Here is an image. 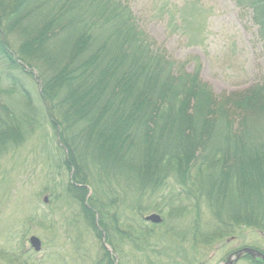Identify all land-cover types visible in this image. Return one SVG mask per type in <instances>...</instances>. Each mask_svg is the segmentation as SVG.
<instances>
[{
	"label": "trees",
	"instance_id": "obj_1",
	"mask_svg": "<svg viewBox=\"0 0 264 264\" xmlns=\"http://www.w3.org/2000/svg\"><path fill=\"white\" fill-rule=\"evenodd\" d=\"M235 2L239 8L249 3L264 45V0ZM165 4L167 9L169 0ZM200 15L198 9H189L182 24L175 18L182 32L195 28L194 45L204 43L198 42L203 31ZM34 41L40 59L54 70L51 74L24 53L23 44ZM0 56L8 82L0 90V153L10 142L25 140L22 131L28 123L23 121L31 118L23 110L32 109L33 119L42 111L43 119L59 129L61 144L76 168L74 179L92 190L89 205L102 222L111 220L104 231L116 254L126 234L132 247L143 246L141 252L158 244V238L150 236L166 229L165 210L158 202H139L151 192L175 198L180 212L191 217L197 251L201 245L210 250L229 245L227 252H232L243 243L264 252L258 238L252 241L264 235L259 225L264 222V83L217 97L201 79V65L172 59L139 27L122 0H0ZM13 56L25 67L38 68L43 98L39 103L45 102L46 109L20 101L16 88L21 84L13 74L22 66ZM190 62L196 65L192 72L187 71ZM71 126L75 135L68 134ZM167 174L173 176L164 179ZM128 195L127 206L134 214L140 207L143 213L144 208L154 209L164 216L162 222L139 220L140 226H133L139 235L125 232L121 227L131 226L129 219L111 213V208L125 203ZM203 224L210 234L201 231ZM8 243L0 264H41L26 242L14 247ZM100 250L103 254L92 264H114L111 254ZM148 257L154 261V255Z\"/></svg>",
	"mask_w": 264,
	"mask_h": 264
},
{
	"label": "rangeland",
	"instance_id": "obj_2",
	"mask_svg": "<svg viewBox=\"0 0 264 264\" xmlns=\"http://www.w3.org/2000/svg\"><path fill=\"white\" fill-rule=\"evenodd\" d=\"M122 1L130 6L143 30L158 45L164 47L172 59L180 62L192 59L201 65V79L211 86L217 97L245 92L264 83V58L256 38V29L251 23L249 12L240 15L242 10L235 0H169L167 9L165 0ZM189 9L201 12V24H198L203 31L198 42L204 40L202 45L193 44L196 38L195 28L183 29L182 32L176 22L175 18H179L182 24V20L188 18ZM168 11L175 13L174 18ZM177 11H180L178 15ZM194 62L188 64V72L194 70ZM4 69L0 64V90L8 87ZM18 73L16 69L13 75H17L21 84L19 88L25 87L29 100H38L35 94L39 88L38 77L32 76L35 82L31 83L26 82L25 77ZM24 94L26 93H23L22 98L27 104ZM20 95L18 92L19 98ZM12 104L19 110L16 102ZM23 112L27 113L26 118H31L27 122L23 121L28 123L24 124L22 131L25 140L10 142L0 153V254L9 237L13 240L7 245L14 247L26 242L24 244L27 249L32 237L39 239L41 250L36 258L41 264H92L103 254L100 250L102 247L111 254L114 264H228L229 260H236V255L242 250L251 249L242 247V243L239 245L240 249H232V252H236L232 258L228 257L232 253L227 252L229 245H221L212 250L209 245H201L197 251L191 240L195 232L190 223L191 217L180 212V205L175 198L166 199L165 195H152L151 192L148 197L139 199V202L142 205L143 200L146 205L158 202L160 210H165L166 229L150 236L158 238V244L149 251L141 252L139 248L143 246L132 247L127 240L129 234H126L125 240L120 241V254H116L104 231L111 220L107 218L106 222H102L99 214L89 205L92 190L74 179L76 168L70 164L69 153L61 144L59 129L48 118L44 120L41 113L37 114L41 119L37 122L32 119L35 118L32 109ZM75 133V127L71 126L68 134ZM93 140L100 144L98 140ZM87 166L91 172L94 167L91 161ZM149 175L150 178L154 176L152 172ZM170 176L173 175L167 174L164 179ZM132 179H137V176ZM125 199V203L110 209L111 213L114 210L129 219L132 227L127 224L121 227L125 232L139 235L140 232L136 229L140 226L139 220L159 225L146 221L151 216H158L163 220L164 216L154 209L144 208L143 213V208L140 207L134 214L128 207L130 196ZM163 201H167L166 206ZM122 204L124 208L121 207ZM230 216L227 212L226 217ZM259 225L264 227V222ZM201 231L210 234V227L203 224ZM99 233L102 234L101 239ZM256 238L264 248V235H255L252 241H256ZM209 242L210 240L206 243ZM152 255L154 261L148 257ZM24 258L27 259L26 256ZM225 258L227 259L224 260ZM259 262L264 264L261 259L245 254L235 264Z\"/></svg>",
	"mask_w": 264,
	"mask_h": 264
},
{
	"label": "bare ground",
	"instance_id": "obj_3",
	"mask_svg": "<svg viewBox=\"0 0 264 264\" xmlns=\"http://www.w3.org/2000/svg\"><path fill=\"white\" fill-rule=\"evenodd\" d=\"M245 4H246V6L245 7H240V9L242 10V12L240 11V15L244 12V14L246 15V13L247 12H249L250 13V15H249V17H250V20H251V23H252V25L255 27V29H256V38H257V40H258V42L260 43V46H261V53L263 54V58H264V45L263 44H261V42L259 41V38H260V36H261V34H262V32L260 31V27H258L257 25H255L254 24V22H253V19H252V16H253V10L249 7L250 5H249V3L248 2H244ZM249 5V6H248ZM138 25H139V27L141 28V29H143L141 26H140V24L138 23ZM33 44V45H32ZM36 42L34 41L33 43L31 42V44H23L24 45V47H23V51H24V53L27 55V57H29V58H32L33 59V61L34 62H36V64H44V65H41L42 67H41V69L43 70V72H48V74H51V72L50 71H54V70H52L51 68H49L48 69V66L43 62V59L41 60L40 59V57H39V47H37L36 46ZM3 59H4V57H2V56H0V64H1V66H3ZM12 59L14 60V61H16L18 64H19V66H22V67H20V72L18 73L20 76H24L25 77V81L26 82H31V83H34L35 81H34V78H32V77H30V76H34L35 78L36 77H38V75H39V71H38V68H31V67H29L28 65H27V67H25V66H23V64L21 63V60L20 59H18L17 58V56H13L12 57ZM12 74V73H11ZM23 77V78H24ZM29 79H28V78ZM62 78H65V79H67L68 77L66 76V75H63V77ZM16 82H18L19 84H20V82L17 80ZM23 83V82H22ZM37 86H39V88H38V92L36 93V91H35V94H36V96H37V98H39L38 100H29V96L28 95H26L27 97H25L26 98V102L27 103H29V107L31 106L32 108H37V107H39L40 106V108H41V106L42 107H44L45 108V105H46V103L44 102V104L45 105H43L42 103H39V102H41V100L43 99L42 97H41V95H42V83L41 82H39L38 81V85ZM20 87V86H19ZM25 88V87H24ZM24 88H16V92L18 93V92H22L23 91V89ZM36 88V89H37ZM26 90V89H25ZM27 91V90H26ZM16 93V94H17ZM22 93H28V92H22ZM34 94V95H35ZM22 95H20V101H23V102H25V99L24 98H22L21 97ZM34 97V96H33ZM5 100H7V98H5ZM28 100V101H27ZM46 109V108H45ZM45 109H43V111H45ZM42 113V112H41ZM33 119V118H32ZM36 120H41L40 118H38L37 117V119ZM29 248H33L31 245H30V247ZM256 250V249H255ZM33 251V250H32ZM258 252H260L261 253V255L264 257V252H261V251H259V250H257ZM264 251V250H263ZM34 252V251H33ZM235 253L236 252H232L231 254L229 253V255H228V257H230V258H232V257H234V255H235ZM93 262H95V260L93 261Z\"/></svg>",
	"mask_w": 264,
	"mask_h": 264
},
{
	"label": "water",
	"instance_id": "obj_4",
	"mask_svg": "<svg viewBox=\"0 0 264 264\" xmlns=\"http://www.w3.org/2000/svg\"><path fill=\"white\" fill-rule=\"evenodd\" d=\"M146 221L151 222L153 224H160L161 223V219L158 216H151L146 218ZM30 245L33 247V249L35 250V252H40L41 250V242L39 239H37L36 237H32L30 239ZM251 255L253 258H259L264 262V257L261 255V253L252 250V249H244L242 250L240 253H238L236 255V260L231 261L229 260L228 264H235L237 262L238 259H240L241 256L243 255Z\"/></svg>",
	"mask_w": 264,
	"mask_h": 264
}]
</instances>
